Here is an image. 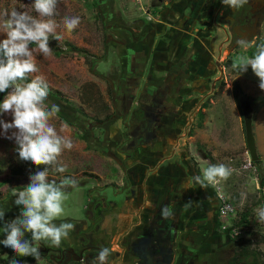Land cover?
Segmentation results:
<instances>
[{
  "label": "flooded vegetation",
  "instance_id": "obj_1",
  "mask_svg": "<svg viewBox=\"0 0 264 264\" xmlns=\"http://www.w3.org/2000/svg\"><path fill=\"white\" fill-rule=\"evenodd\" d=\"M161 1L164 5L149 4L147 21L135 17L129 24L114 23L111 41L118 44L123 61L118 60V71L116 66L113 70L119 72L125 66L127 72L118 73L114 83L108 82L112 111L96 122L107 144L102 151L113 167L105 171L109 175L106 184L95 191L88 189L90 198L83 218L75 222L77 251L71 246L39 245L41 254L53 264H94L104 247L114 248L109 264H236L233 257L237 249L249 247L233 235L239 226H221L216 189L186 186L200 170L196 147L191 153L183 149L184 139L192 132L186 127L188 123H183L184 115L189 114V127L193 128L197 116L204 114L203 105L212 102L218 81L210 76L218 73L223 77V65L218 63L222 51H228L226 62L241 47L240 40L247 39L251 45L261 37L264 0H248L238 9L225 7L221 0ZM107 9L99 8L102 18L110 17ZM218 32L223 36L215 48ZM113 121L122 129H117L114 137L109 135ZM137 149L145 151V160L133 163L130 167L135 168L127 172L128 161ZM142 172L148 188L146 225L135 230L139 216H133L113 246L111 238L115 236L110 237L108 230L112 233L116 227L102 228L107 215L112 220L113 201L102 189L109 185L112 194L123 190L124 195H132ZM97 176L96 180L102 178ZM119 177L124 179L120 185ZM8 200L0 203L6 211L5 220L17 207ZM165 206L173 209L174 217L162 218Z\"/></svg>",
  "mask_w": 264,
  "mask_h": 264
},
{
  "label": "rangeland",
  "instance_id": "obj_2",
  "mask_svg": "<svg viewBox=\"0 0 264 264\" xmlns=\"http://www.w3.org/2000/svg\"><path fill=\"white\" fill-rule=\"evenodd\" d=\"M96 1L59 0L57 15L54 19L59 25L56 32L62 35L63 39L56 41L54 36L49 37L52 53L47 58L34 52L39 71L29 76V80L37 75L43 76L46 80L49 86L46 105L50 107L52 104H56L60 108L59 113L51 118L49 123L57 130L62 125H66L63 134L69 136L73 143L72 149H65L59 158L60 162L66 166V171L63 174L49 173V179H54L57 183L64 178H70L77 182L75 188L69 187L66 190L67 198L64 203L65 211L62 219L83 217L84 207L90 198L87 192L95 191L101 185L106 184L109 175L106 176L105 171L113 167L110 157L105 156L106 153L102 151V147L107 144L102 138V127L96 125V122L112 111L111 88H109L108 82L114 83V77H118V73L127 72L124 70L125 66L119 72L113 70V67L116 66L115 69L118 71L119 55H122L118 44L111 41L113 29L116 27L114 23L120 20L122 25L129 24L135 17L147 21L149 15L147 8L150 3L164 5V1L161 0H113L114 2L110 3L112 6L109 7L111 9L105 8L110 10V17L106 15L98 19L97 13L101 8L98 11L99 8L93 4V2L98 4ZM32 2L33 0H0V13L4 10L11 11L15 7L37 15L32 9ZM72 16H78L81 23L69 33L64 28L62 21L64 17ZM154 18L158 19V16L154 15ZM221 36L223 34L218 32L215 48H217ZM4 38L6 36L0 34V40ZM262 40H264V24L261 37L255 44H249L247 48L239 47L233 55L228 57L226 62L224 59L227 57L228 51H222L218 63L223 65L221 66L223 77L221 79L218 73L210 76V79L215 77L218 81L215 86V94L211 97L212 102L203 105L204 114L200 118L197 116L193 128L189 127L190 115H184L183 124L188 123L186 127L192 132L191 137L186 139L183 149L187 153H191L190 151L193 152L196 147L199 152L197 164L200 172L201 168L207 167L209 164L223 163L227 165L231 163L233 165L236 171L226 181H221L219 185L220 194L231 203L234 210L231 217L223 224L239 226L240 232L233 233L234 237L245 239L249 247L259 253L260 261L264 264V225H260L256 221L253 211L257 206L264 205V186H260L257 177V167H264V105L253 101L254 98L264 95V90L259 88V79L250 67L245 73H239L232 67L233 62L239 57L251 56L250 52H254L255 45ZM64 41H69L82 49V54L65 53L63 51ZM30 47L35 48V46ZM87 59L90 60L89 63ZM122 61L120 60L121 63ZM205 72L202 74L205 75ZM203 78L198 82H202ZM235 84L239 87L237 92L234 89ZM6 94L7 92L0 93V102ZM194 97L197 98V95L194 94ZM191 105L193 106V103ZM246 107H250L252 110V131L258 156L256 161L259 163L254 164L253 161L249 168L244 169L241 166L247 159L248 153L243 120V110ZM0 119L10 122L12 116L6 113L0 116ZM117 129L122 130L120 123L118 121L111 122L109 135L114 137ZM2 133L3 129L0 127V203L7 202L8 199L14 201L13 189H22L30 184V175L43 168L41 166L42 168L38 169L30 162L20 160L16 152L15 141L5 138ZM10 134L11 132H9ZM97 175H101L102 178L96 180ZM102 190L113 202L119 203L123 200V190L112 194L109 185ZM242 193L246 194L243 203ZM0 208H2L1 205ZM19 212L18 207L15 211H9L8 220L17 217ZM61 221L63 220H58V222ZM75 221L70 220L74 225ZM111 221V216L107 215L102 223V228L108 230L109 225L113 224ZM220 223L222 226V222ZM75 228L77 227L75 226ZM1 232L3 231L0 229ZM108 234L112 237L110 230H108ZM28 236L26 238L30 239L31 234L28 233ZM116 239L117 237L111 238L113 246ZM3 256H6V253ZM31 264H37V261L33 258ZM40 264L53 263L48 257L42 255Z\"/></svg>",
  "mask_w": 264,
  "mask_h": 264
},
{
  "label": "clouds",
  "instance_id": "obj_3",
  "mask_svg": "<svg viewBox=\"0 0 264 264\" xmlns=\"http://www.w3.org/2000/svg\"><path fill=\"white\" fill-rule=\"evenodd\" d=\"M221 2L225 7L238 9L248 0ZM58 3L59 0H33L32 9L37 15L15 7L0 13V34L6 36L0 40V93L7 92L0 102V116L6 113L12 116L10 122L0 119V127L5 138L15 141L20 160L30 162L38 169L43 166L42 170L30 175V184L22 189H13L14 204L20 209L17 217L5 220L6 211L0 208V222L5 235L0 244L10 248L15 256L33 257L37 264L42 257L41 243L49 248L59 247L75 227L71 222L57 223V220L64 215L67 188H75L77 182L70 178H64L59 183L49 179L50 172L63 174L66 171L59 158L65 149H72L73 143L69 136L63 134L66 125L57 130L49 123L60 108L56 104L46 105L49 86L44 77L37 75L29 80L31 74L39 71L34 52L47 58L52 53L49 37L54 36L56 41L63 39L56 32L59 25L54 19ZM62 23L71 33L81 20L78 16L64 17ZM238 43L244 48L249 46L247 39ZM32 45L35 48L30 47ZM255 49L254 55L239 57L232 67L239 73L247 72L250 67L259 79V88L264 90V42L256 44ZM234 171L223 163L209 164L201 168L199 175L190 178L186 186L199 184L205 190L211 186L219 192L220 182L226 181ZM241 196L243 203L246 194ZM228 210L226 206L221 212ZM253 211L256 221L264 225V205L257 206ZM161 216L166 220L174 217L173 209L163 207ZM26 233L31 234L30 239L26 238ZM112 251L110 247L100 249L94 264H109L108 257ZM12 264H20V261L14 258Z\"/></svg>",
  "mask_w": 264,
  "mask_h": 264
},
{
  "label": "crops",
  "instance_id": "obj_4",
  "mask_svg": "<svg viewBox=\"0 0 264 264\" xmlns=\"http://www.w3.org/2000/svg\"><path fill=\"white\" fill-rule=\"evenodd\" d=\"M96 2H98L97 7L102 8V10L104 11L105 8L109 9V7L112 6V5H110V3L114 2V1L113 0H97ZM170 32H168V34H167V40L170 37V34H171ZM186 139L187 138L184 139V144L186 143ZM175 147H176V141L173 143V149ZM143 160H145V151L143 149H137L136 151H134L132 158H130L128 161V166H127L128 168L126 169L127 172L132 171L135 168V166L130 167V165H132L133 163H135L137 161H143ZM183 168L184 167H182V169ZM118 174H119V176H121L122 172L119 171ZM146 179L147 178L145 176V173L142 172V174L139 175L137 185L134 188L135 190L133 191L132 195H123V200L121 202H119V203L113 202L112 203V207H113V211H112L113 230L115 229L114 227H116L114 232H112L113 236L117 237L121 233H123V231L127 228L125 226H127L129 224V222L133 216H137V215L139 216L137 223L135 222V226H134L135 230L137 227L138 228L139 227H145V225H146V219L144 216L145 211H146L145 205L147 204L146 201L148 199V192H147L148 188H147ZM184 179L187 180V178H184ZM123 180L121 177H119L117 184L120 185L121 181L123 182ZM82 218H80V217H78V218L66 217L65 219L67 222H70V220H76L75 222H79L80 220H82ZM65 219L60 218L59 220L64 221ZM135 219H137V218H135ZM57 223H59L58 220H57ZM75 235H76V233L73 230L69 234V237L67 239L62 240L60 247L62 246L61 248H65V247L71 246L72 249H74V251H77V249L79 247L78 236L77 235L75 236Z\"/></svg>",
  "mask_w": 264,
  "mask_h": 264
},
{
  "label": "trees",
  "instance_id": "obj_5",
  "mask_svg": "<svg viewBox=\"0 0 264 264\" xmlns=\"http://www.w3.org/2000/svg\"><path fill=\"white\" fill-rule=\"evenodd\" d=\"M93 4L95 6H97L96 3L93 2ZM99 11V9H98ZM102 18L101 17V14L98 12L97 13V18L99 19ZM261 42H264V40L260 41L259 43ZM258 43V44H259ZM32 46H35V45H32ZM63 48H64V52L65 53H68V54H82V49L76 47L73 43L69 42V41H64V44H63ZM255 48V47H254ZM256 50V49H255ZM255 50L254 52H250V55H254L255 53ZM57 53H59L58 51H56ZM88 60V59H87ZM90 62V60H88V63ZM234 89L235 91H239V87L237 84L234 85ZM253 101H258V104L259 105H264V95H260L256 98L253 99ZM259 162L258 161H254V164H258ZM257 175H258V178H259V183H260V186H264V167H257ZM244 221H246V219H244ZM3 231V230H2ZM5 238V235L3 232L0 233V240H3ZM240 240H245L243 238H239ZM6 253V256H3V254ZM259 253L254 250V249H251L249 248L248 246L245 248V247H240L237 249V251L235 252V255H234V259L233 261L236 263V264H263L261 261H260V258H259ZM238 256H240V258H237ZM251 257V259H250ZM17 259L20 261V264H31L33 262V257L31 256H27V257H18V256H15V253L10 249V248H7V247H4L2 244H0V264H12V260L13 259ZM238 259V260H237Z\"/></svg>",
  "mask_w": 264,
  "mask_h": 264
},
{
  "label": "water",
  "instance_id": "obj_6",
  "mask_svg": "<svg viewBox=\"0 0 264 264\" xmlns=\"http://www.w3.org/2000/svg\"><path fill=\"white\" fill-rule=\"evenodd\" d=\"M243 120H244L245 142H246L247 150L251 161H256L258 160V156L256 153L254 134L252 131V110L250 107H246L243 110Z\"/></svg>",
  "mask_w": 264,
  "mask_h": 264
},
{
  "label": "built area",
  "instance_id": "obj_7",
  "mask_svg": "<svg viewBox=\"0 0 264 264\" xmlns=\"http://www.w3.org/2000/svg\"><path fill=\"white\" fill-rule=\"evenodd\" d=\"M252 163H253V161H251L250 156L247 153V159H245L244 164L241 166V168L247 169V168H249L251 166ZM227 166H229V167H231L232 169L235 170V168L233 167V165L231 163H228ZM257 177H258V175H257ZM218 198H219V201H220L219 215H220V220L222 222V227L224 228L225 226H228V225L223 224V223L226 222L227 219H229V217H231V214H233L234 210H233V207L231 206V203L226 201L225 197L223 195H221L220 192H218ZM226 206H228L229 210L226 211L225 213H222L221 209H224ZM239 232L240 231L237 228L233 230L234 234H237Z\"/></svg>",
  "mask_w": 264,
  "mask_h": 264
}]
</instances>
